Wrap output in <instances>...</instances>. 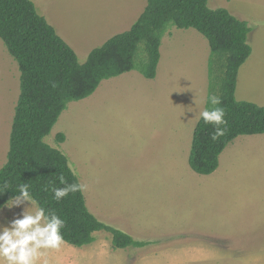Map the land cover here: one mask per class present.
<instances>
[{"label":"rangeland","instance_id":"374dc122","mask_svg":"<svg viewBox=\"0 0 264 264\" xmlns=\"http://www.w3.org/2000/svg\"><path fill=\"white\" fill-rule=\"evenodd\" d=\"M30 1L80 64L129 30L146 6V0ZM208 7L227 10L251 29V55L239 69L235 98L264 107V0H209ZM209 54L197 31L170 26L154 79L134 70L102 81L60 114L43 141L67 157L85 185L88 211L150 244L113 250L110 235L99 232L90 245L65 243L50 253L51 264H264V136L234 139L210 176L188 166L207 100ZM18 96L17 64L0 41V168ZM27 206L0 210V225Z\"/></svg>","mask_w":264,"mask_h":264},{"label":"trees","instance_id":"16d2710c","mask_svg":"<svg viewBox=\"0 0 264 264\" xmlns=\"http://www.w3.org/2000/svg\"><path fill=\"white\" fill-rule=\"evenodd\" d=\"M208 1L146 0L143 12L129 30L93 49L80 64L75 52L37 13L32 1L0 0V41L19 71V96L6 163L0 168V184L7 181L15 193L18 184L29 183L40 205L66 221L62 230L66 244L82 248L93 243L99 232L110 235L113 250L141 249L150 244L99 222L88 211L82 190L55 201L46 186L64 187L58 180L61 175L66 184L79 182L67 157L43 140L67 105L90 97L102 81L134 70L147 80L154 79L161 40L170 26L193 29L207 41V97H220L227 121L225 135L213 141V127L199 118L192 134L189 168L197 175L210 176L218 168L219 156L234 139L264 135V107L235 98L239 69L251 55L247 42L251 29L223 8L210 9ZM206 107L211 105L206 103ZM56 141L62 143L64 136L57 135ZM13 193L9 190L0 196V206Z\"/></svg>","mask_w":264,"mask_h":264},{"label":"clouds","instance_id":"9594fccd","mask_svg":"<svg viewBox=\"0 0 264 264\" xmlns=\"http://www.w3.org/2000/svg\"><path fill=\"white\" fill-rule=\"evenodd\" d=\"M53 83L52 87H55ZM210 104V108H204L200 113V119L206 125L214 129L211 140L216 141L225 135L227 121L225 110L221 105V99L217 95H211L204 101ZM64 187L46 186V190L52 192V197L59 202L70 192L81 191L83 184H66L63 175L58 177ZM11 190V185L5 181L0 184V196ZM22 211L6 225H0V264H51L49 254L59 252L66 243L62 230L66 221L55 211H47L32 196L29 183H20L16 186L15 193L0 206V210L20 208Z\"/></svg>","mask_w":264,"mask_h":264},{"label":"crops","instance_id":"0c3cea01","mask_svg":"<svg viewBox=\"0 0 264 264\" xmlns=\"http://www.w3.org/2000/svg\"><path fill=\"white\" fill-rule=\"evenodd\" d=\"M254 136H264V135H254Z\"/></svg>","mask_w":264,"mask_h":264}]
</instances>
